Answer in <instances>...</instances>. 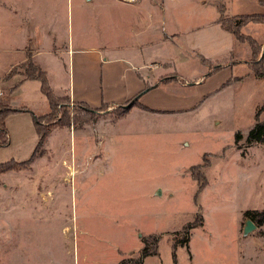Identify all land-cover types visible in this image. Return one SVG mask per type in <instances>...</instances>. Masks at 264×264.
<instances>
[{"label": "rangeland", "instance_id": "rangeland-1", "mask_svg": "<svg viewBox=\"0 0 264 264\" xmlns=\"http://www.w3.org/2000/svg\"><path fill=\"white\" fill-rule=\"evenodd\" d=\"M262 11L259 0H0V112L18 109L0 166L27 161L0 171V264H133L145 244L157 252L141 264H264V223L244 230L246 211L264 209V142L246 140L264 120V74L235 63L262 57L264 70V23L244 25V41L217 24ZM118 44L151 61L152 82L172 79L166 97L87 116L67 99V48ZM30 60L52 107L40 81L13 91ZM227 64L233 82H204ZM36 121L49 132L40 147Z\"/></svg>", "mask_w": 264, "mask_h": 264}, {"label": "crops", "instance_id": "crops-1", "mask_svg": "<svg viewBox=\"0 0 264 264\" xmlns=\"http://www.w3.org/2000/svg\"><path fill=\"white\" fill-rule=\"evenodd\" d=\"M217 24L224 29L220 21L217 20ZM228 32L231 33L230 31ZM133 50L136 51L135 49ZM133 50L131 47L127 48V45L124 48L120 44L114 46L88 45L76 47L71 45L68 47L66 52L68 54V68L71 76L67 99L71 102L89 104L93 108H101L104 104L119 105L120 103L132 102L136 96H139L140 102L146 106L160 108L157 107L156 101L166 97L161 92V86L172 83V79L165 82L158 80L152 82V74L149 67L151 61H144ZM35 54H33L34 57L36 56ZM243 59L241 60L243 61ZM242 61H235V63H245V65L250 66V64ZM153 64L157 67V74L162 76L163 72H159L161 69L159 63L158 65L157 63ZM217 66L219 69L212 70V73L209 72L208 74L210 75L204 79L206 84L213 83L216 84V87L218 84L221 86L229 80L228 76L232 70V65ZM227 72L228 76L224 78ZM11 79L13 80V78ZM27 79L25 82L18 79L17 85L13 86V91L29 80H37ZM2 80L0 77V81ZM229 81L233 82L232 79ZM193 103H195L194 97L191 100L181 101L175 106H185ZM171 106L173 105L171 104ZM147 258L148 256L143 261Z\"/></svg>", "mask_w": 264, "mask_h": 264}, {"label": "trees", "instance_id": "trees-1", "mask_svg": "<svg viewBox=\"0 0 264 264\" xmlns=\"http://www.w3.org/2000/svg\"><path fill=\"white\" fill-rule=\"evenodd\" d=\"M259 1L264 6V0H259ZM251 21L256 22V23L257 22L264 23V11L252 13V14H241L239 16H235L234 19L232 18V19L226 20V21L221 20L220 22H222V27L225 30L227 29L228 31H230L231 33L234 34L236 40L244 41V40H247L248 37L247 36L245 37V33L243 32L242 27ZM250 41H252V42H250ZM250 41H249L250 46L252 48H254L253 55L256 53V54H259V56H260L261 48L259 47L257 50L256 45H255L256 44L255 41H253L252 39H250ZM261 60H262V57H260L258 60H254V61L250 60L249 61V64L251 66H252V64H254V65H257V67H258L260 64L261 68L260 69L258 68V70H256V72L258 73V76H261L264 74V70L262 68ZM35 63H34V61L30 60L29 64L31 66H33V68H34L33 70H35V71H34V73L33 72L28 73V75H26L25 78L37 79L40 81L41 86H42V90L47 95V97L50 101V105L52 107V105H54L55 102L53 101L54 97H53L52 90L49 86H47V77H46V75H42V74H44V70H41V68H39L38 65ZM138 98H139V96H136L134 98V100L132 101L130 106H126V104L129 102H126L125 104H119V105H121L124 110L130 109L135 104L139 105L142 108H146L147 106L145 104H143L142 102H140V100ZM74 104L77 106V108H80V111L82 113H85V114H87V116H90V117L92 115H95L94 113L100 109V108H93L89 104L87 105L86 103H83V102H74ZM8 108L6 107L4 111L0 112V142L3 145H5L8 141V134H7V130L5 127V119H6L5 117L11 111L18 110L16 108L15 109H12V108L8 109ZM36 123H37V133L40 135L37 147H40L42 145V143L45 141L46 136L48 135L49 132L47 129H42L40 124H38V121H36ZM237 136H239V133ZM246 140L248 142H256V143L264 142V120L257 122L254 125V127L249 130L248 135L246 137ZM26 163H27V161H23V162L21 161L20 162V161H16V160H12V161H8V162H2L1 164H3V167L0 166V171L16 168V167H18L22 164H26ZM245 216L246 217L248 216L258 226H261L264 223V209H262V211L248 209L245 213ZM184 237L185 238L179 242L182 245H185V243H188L190 240L188 229L185 230V236ZM156 240L157 239L155 238L154 242H156ZM144 241H146V240H144ZM157 243L158 242H156V244ZM175 245H176V243H175ZM156 252H157L156 249L150 251L149 244L148 245L145 244L143 249L141 250L139 258L136 259L133 264H141L142 261L144 260V258H146L147 256H150V255H155Z\"/></svg>", "mask_w": 264, "mask_h": 264}, {"label": "water", "instance_id": "water-1", "mask_svg": "<svg viewBox=\"0 0 264 264\" xmlns=\"http://www.w3.org/2000/svg\"><path fill=\"white\" fill-rule=\"evenodd\" d=\"M132 102H129L126 104V106H130ZM254 227H256V224L253 220L251 219H247V224L245 226V232H248L249 230L253 229Z\"/></svg>", "mask_w": 264, "mask_h": 264}]
</instances>
